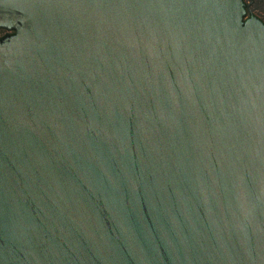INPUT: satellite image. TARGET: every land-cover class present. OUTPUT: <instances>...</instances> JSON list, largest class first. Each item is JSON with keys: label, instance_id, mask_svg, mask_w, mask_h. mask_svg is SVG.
I'll return each mask as SVG.
<instances>
[{"label": "water", "instance_id": "water-1", "mask_svg": "<svg viewBox=\"0 0 264 264\" xmlns=\"http://www.w3.org/2000/svg\"><path fill=\"white\" fill-rule=\"evenodd\" d=\"M241 0H0V264H264V24Z\"/></svg>", "mask_w": 264, "mask_h": 264}, {"label": "flooded vegetation", "instance_id": "flooded-vegetation-1", "mask_svg": "<svg viewBox=\"0 0 264 264\" xmlns=\"http://www.w3.org/2000/svg\"><path fill=\"white\" fill-rule=\"evenodd\" d=\"M244 8L243 20L256 18L264 24V0H241ZM14 34L13 30L0 29V42Z\"/></svg>", "mask_w": 264, "mask_h": 264}]
</instances>
